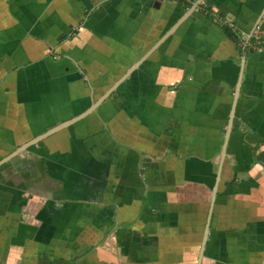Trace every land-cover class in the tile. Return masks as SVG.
<instances>
[{
  "label": "crops",
  "instance_id": "0c3cea01",
  "mask_svg": "<svg viewBox=\"0 0 264 264\" xmlns=\"http://www.w3.org/2000/svg\"><path fill=\"white\" fill-rule=\"evenodd\" d=\"M253 37L264 0H0V264H264Z\"/></svg>",
  "mask_w": 264,
  "mask_h": 264
},
{
  "label": "trees",
  "instance_id": "16d2710c",
  "mask_svg": "<svg viewBox=\"0 0 264 264\" xmlns=\"http://www.w3.org/2000/svg\"><path fill=\"white\" fill-rule=\"evenodd\" d=\"M168 1H171V0H168ZM178 1L182 2L183 0H178ZM226 33L229 35L230 39L236 44L237 47L243 48L244 42L242 38L236 32H234L231 28H228V29L226 28ZM248 47H253L254 49L251 48L252 50L264 49V37H261V38L253 37L249 42V46L245 47V50H248Z\"/></svg>",
  "mask_w": 264,
  "mask_h": 264
},
{
  "label": "water",
  "instance_id": "95a60500",
  "mask_svg": "<svg viewBox=\"0 0 264 264\" xmlns=\"http://www.w3.org/2000/svg\"><path fill=\"white\" fill-rule=\"evenodd\" d=\"M200 3V2H199ZM199 3H196L194 6H193V8L190 10V11H188L187 12V14L185 15V17H184V19H182L175 27H173V29H171L166 35H165V37L163 38V41L162 42H164L166 39H168V37H170V36H172L173 35V33L176 31V29L179 27V25H180V23H182L184 20H186L191 14H192V12L194 11V10H196L197 8H198V6H199ZM161 42V43H162ZM160 44V43H159ZM134 70V69H133ZM235 98H238V90H237V93H236V97ZM233 116L234 115H232V118H233ZM224 150V155L223 156H225V153H226V147L223 149Z\"/></svg>",
  "mask_w": 264,
  "mask_h": 264
}]
</instances>
